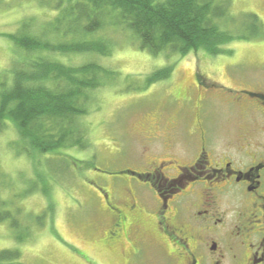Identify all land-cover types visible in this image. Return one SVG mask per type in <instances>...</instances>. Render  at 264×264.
Wrapping results in <instances>:
<instances>
[{"label":"rangeland","instance_id":"374dc122","mask_svg":"<svg viewBox=\"0 0 264 264\" xmlns=\"http://www.w3.org/2000/svg\"><path fill=\"white\" fill-rule=\"evenodd\" d=\"M230 1L231 13L241 20L236 26L244 27L242 19L248 13L258 15L264 24V0ZM52 6L42 0H0V76L24 53L11 33L25 20L33 19L34 28H41L57 13ZM100 35L114 46L111 55L94 60L119 75L94 93L89 114L83 117L89 143L85 149L28 153L17 143L13 125L0 134V211L13 216L0 221V253L19 252L14 259L0 257V264H124L121 255L130 243L118 247L116 254L107 250L102 240L109 215L95 195L124 189L129 180L141 182L142 129L153 114L169 122L181 116L180 122L186 123L196 116L194 103L202 92L199 116L212 131H221L226 138L250 122L257 141L264 143V113L240 106L242 101L247 104L244 96L250 97L244 89L264 77V32L237 40L227 46L231 52L216 56L204 51L153 55L140 47L131 31L107 27ZM86 58L93 57L65 59L78 63ZM169 65V77L148 81ZM195 75L204 78L198 79V87ZM122 197L123 192L117 200ZM148 249L160 250L154 244ZM160 262L162 257L152 255L142 263L139 257L130 260V264Z\"/></svg>","mask_w":264,"mask_h":264},{"label":"flooded vegetation","instance_id":"af4514ba","mask_svg":"<svg viewBox=\"0 0 264 264\" xmlns=\"http://www.w3.org/2000/svg\"><path fill=\"white\" fill-rule=\"evenodd\" d=\"M256 80L244 89L253 99L239 103L264 113V77ZM201 93L186 123L156 114L146 122L141 182L95 195L109 215L107 250L130 243L124 264L146 255L159 264H264V143L247 121L230 137L212 131L199 116Z\"/></svg>","mask_w":264,"mask_h":264},{"label":"trees","instance_id":"16d2710c","mask_svg":"<svg viewBox=\"0 0 264 264\" xmlns=\"http://www.w3.org/2000/svg\"><path fill=\"white\" fill-rule=\"evenodd\" d=\"M42 2L53 5L57 13L39 29L32 19L11 33L9 37L24 53L0 76V134L13 125L17 143L28 153L88 146L83 117L89 114L95 91L119 75L94 60L113 50V41L100 35L103 29L131 31L140 47L153 55L204 51L216 56L231 52L227 47L231 43L264 32L254 13L244 16V27L236 26L241 20L231 13L230 0ZM73 56L93 58L69 62ZM171 71L172 65L162 67L148 81L167 78ZM5 217L13 216L0 211V221ZM7 255L14 259L19 252L0 253V257Z\"/></svg>","mask_w":264,"mask_h":264}]
</instances>
